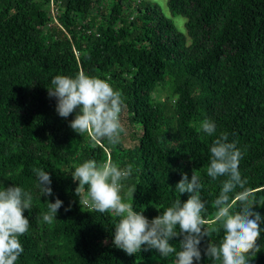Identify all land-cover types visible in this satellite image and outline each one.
<instances>
[{
	"label": "trees",
	"instance_id": "16d2710c",
	"mask_svg": "<svg viewBox=\"0 0 264 264\" xmlns=\"http://www.w3.org/2000/svg\"><path fill=\"white\" fill-rule=\"evenodd\" d=\"M168 2L173 14L187 17L188 36L153 1L0 0V189L17 185L33 196L15 264H173L174 254L118 249L119 217L81 208L71 172L88 159L131 164L121 195L149 220L160 215L157 208L187 200L175 186L194 170L214 230L194 264H213L204 250L223 236L212 202L224 177L213 179L206 168L221 133L241 150V176L255 190L253 210L264 216V0ZM81 70L122 93L120 120L124 114L131 130L120 143L81 136L69 126L75 112H56L51 80ZM204 119L216 125L211 136L200 129ZM33 168L50 173L51 197L42 196ZM57 197L63 205L46 223V202ZM180 239L171 241L178 251ZM258 243L251 264H264V231Z\"/></svg>",
	"mask_w": 264,
	"mask_h": 264
},
{
	"label": "clouds",
	"instance_id": "9594fccd",
	"mask_svg": "<svg viewBox=\"0 0 264 264\" xmlns=\"http://www.w3.org/2000/svg\"><path fill=\"white\" fill-rule=\"evenodd\" d=\"M47 90L49 97L56 98V112L60 117L68 118L76 113L69 125L76 133L81 136L87 133L92 141L107 140L112 145L120 143L121 133L125 132L120 120L124 101L122 93L107 80L81 70L74 77L56 75ZM200 129L211 136L216 132V125L204 119ZM241 159V150L235 142H229L227 133H221L214 139L206 174L213 179H224L219 195L212 202L218 225L216 230L222 229L223 236L219 242L212 239L204 250V255L213 264H251V257H256L261 251L258 241L264 231L260 227L264 216L253 210L259 203L255 190L246 187L248 181L241 176ZM33 172L42 196L51 197L50 173L42 168H33ZM131 173V164L121 168L112 160L97 162L88 159L76 165L71 175L73 181L78 182L75 194L81 208L119 217L113 243L130 256L142 249H154L162 258L174 254L173 264L200 261L201 241L204 237H213L214 230L208 227L207 201L202 199V185L196 172L193 170L191 179L186 172L183 173L175 186L180 196L188 194L187 200L178 198L163 211L157 208L160 215L151 220L144 215V211H136L132 203L125 202V197L121 195L124 188L122 182ZM134 193L129 187L127 196L134 197ZM46 204L47 211L42 213V220L52 223L63 201L57 197L55 202L49 200ZM32 205V194L22 187L14 185L0 189V264H15L23 253L19 237L29 230L30 222L24 213L25 210L30 211ZM70 208L71 205L65 211ZM178 237H182L179 251L171 243Z\"/></svg>",
	"mask_w": 264,
	"mask_h": 264
},
{
	"label": "rangeland",
	"instance_id": "374dc122",
	"mask_svg": "<svg viewBox=\"0 0 264 264\" xmlns=\"http://www.w3.org/2000/svg\"><path fill=\"white\" fill-rule=\"evenodd\" d=\"M146 1L156 2L161 7L163 12L174 21L177 29L180 30L181 32L185 33L188 36V29H187V25H186L187 17H185L182 14H173V12L169 6L168 0H146ZM122 119L125 120V121L122 120V122H121L122 125L124 126L126 132L130 133L131 127L128 125V120H126V116L124 114L122 115ZM129 143L133 144L132 140H130Z\"/></svg>",
	"mask_w": 264,
	"mask_h": 264
},
{
	"label": "built area",
	"instance_id": "2783aa9c",
	"mask_svg": "<svg viewBox=\"0 0 264 264\" xmlns=\"http://www.w3.org/2000/svg\"><path fill=\"white\" fill-rule=\"evenodd\" d=\"M53 9H54V6H53Z\"/></svg>",
	"mask_w": 264,
	"mask_h": 264
}]
</instances>
